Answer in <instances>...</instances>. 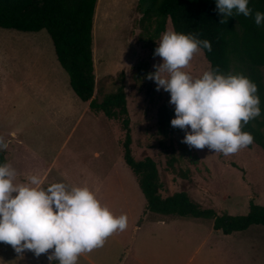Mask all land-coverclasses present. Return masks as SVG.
Returning a JSON list of instances; mask_svg holds the SVG:
<instances>
[{
	"label": "rangeland",
	"instance_id": "1",
	"mask_svg": "<svg viewBox=\"0 0 264 264\" xmlns=\"http://www.w3.org/2000/svg\"><path fill=\"white\" fill-rule=\"evenodd\" d=\"M153 27L152 19L140 13L138 0L98 2L96 93L102 99L124 80L134 157L151 156L156 161L164 196L186 190L205 206L231 214H246L252 200L264 205L261 145L253 141L226 156L207 147L190 148L182 142L186 130L174 127L173 132H163L161 108L169 107L172 118L175 112L170 94L157 91L154 81L146 77L162 62L153 55ZM167 29L173 30L170 22ZM138 65L145 67L144 73ZM209 67L200 49L184 71L196 77ZM84 106L69 85V75L57 60L47 30L0 27V136L11 137L14 145L21 139L46 155L67 140L65 154L76 151V157L86 162L89 187L100 191L98 199H108L107 206L115 215L127 214L126 229L87 252L92 259L101 264H264V225L229 235L215 230L211 219H148L145 195L123 158L125 132L120 121ZM67 112L70 116L65 117ZM183 172H187L185 177ZM58 176L53 171L46 186L53 182L68 185ZM10 247L0 243V264H19ZM22 259L23 264H49L44 254L37 257L30 251Z\"/></svg>",
	"mask_w": 264,
	"mask_h": 264
},
{
	"label": "clouds",
	"instance_id": "2",
	"mask_svg": "<svg viewBox=\"0 0 264 264\" xmlns=\"http://www.w3.org/2000/svg\"><path fill=\"white\" fill-rule=\"evenodd\" d=\"M215 4L220 22L242 14L264 26V12H253L249 0ZM156 42L153 55L162 62L146 77L157 91L170 94L175 112L170 124L186 130L182 142L226 156L250 145L253 136L242 125L261 114L257 84L243 74L211 67L196 77L184 71L201 48L211 51L208 39L166 29ZM6 148L0 136V151ZM16 175L9 163H0V243L20 255L47 253L49 264H76L80 254L102 247L107 237L127 227V214L115 215L87 185L53 182L45 187L39 174L27 175L24 182H14Z\"/></svg>",
	"mask_w": 264,
	"mask_h": 264
},
{
	"label": "trees",
	"instance_id": "3",
	"mask_svg": "<svg viewBox=\"0 0 264 264\" xmlns=\"http://www.w3.org/2000/svg\"><path fill=\"white\" fill-rule=\"evenodd\" d=\"M139 11L152 19L150 40L153 48L170 22L173 30L192 33L211 42V51L201 48L211 68L240 73L257 84L261 114L242 125L253 141L264 148V26H257L252 16L225 17L220 22L215 0H138ZM99 0H0V27L24 32L47 30L57 60L68 73L76 95L94 112L119 120L125 132L123 158L131 168L146 198V210L160 216L204 218L213 220L215 230L225 234L264 225V205L250 201L246 214L219 212L193 199L186 190L164 196L156 161L151 156L136 159L132 152L131 119L124 80L115 91L99 99L96 93L94 56L95 20ZM253 12H264V0H249ZM139 72L145 67L138 65ZM140 72V73H141ZM123 78V77H121ZM166 105L160 110L164 133L174 131L172 114ZM6 162L5 149L0 163ZM187 172H183V177Z\"/></svg>",
	"mask_w": 264,
	"mask_h": 264
},
{
	"label": "crops",
	"instance_id": "4",
	"mask_svg": "<svg viewBox=\"0 0 264 264\" xmlns=\"http://www.w3.org/2000/svg\"><path fill=\"white\" fill-rule=\"evenodd\" d=\"M59 62V61H58ZM96 81H97V64H96ZM69 85H70V78H69ZM71 87V85H70ZM72 88V87H71ZM73 90V89H72ZM75 93V92H74ZM76 94V93H75ZM82 101V100H81ZM84 103V109H90L89 103ZM99 113V112H97ZM65 117L70 116V112L64 113ZM8 137L7 141V148L6 151V163H9L13 168L16 169V177L14 182H24L27 175L30 174H39L43 179V185L46 187L47 180L49 179L51 173L53 171H57L59 176H63L65 181L68 183L69 186L71 185H87L89 187L88 181V169L87 164L84 161L82 163L78 157V152H74L72 150H68L65 154V145L67 140L63 143V145L56 151L49 153L46 155L45 153H41L40 151L30 147L27 145L23 140H17L16 145H14L13 141ZM138 182V181H137ZM100 191L96 190L97 197L100 195ZM100 201L107 205L108 199L100 198ZM144 214L147 215L148 219L151 220H158L159 222H165L175 219L174 216H160L157 214H153L147 210H145ZM221 231V230H217ZM235 233V232H234ZM230 235V234H229ZM10 249H13L10 247ZM51 251V250H49ZM17 253L18 263L23 264L21 259L24 260L25 252L23 255ZM27 259V257H26ZM81 259H84V263L90 264H101L98 263V260L92 259L87 253H82L78 257V260L82 264ZM44 260L48 262V254L44 253ZM10 262V261H9ZM53 264H58L57 261H52ZM5 264H10L8 261ZM24 264H28V262H24Z\"/></svg>",
	"mask_w": 264,
	"mask_h": 264
}]
</instances>
